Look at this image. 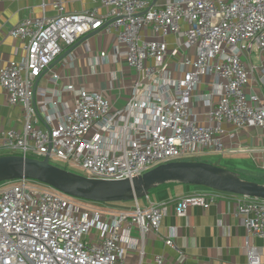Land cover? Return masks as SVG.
I'll return each mask as SVG.
<instances>
[{
	"label": "built area",
	"instance_id": "2783aa9c",
	"mask_svg": "<svg viewBox=\"0 0 264 264\" xmlns=\"http://www.w3.org/2000/svg\"><path fill=\"white\" fill-rule=\"evenodd\" d=\"M68 1L49 0L52 16L26 17L8 31L22 41L24 56L0 65V88L8 105H20L22 124L0 128V155H48L49 163L84 177L123 179L170 161L233 152L232 139L246 129L264 139V0H89L93 6L80 11H67ZM95 31L113 36V61L136 74L120 107L84 86L36 85L41 75L55 84L60 74L50 65ZM94 61L105 63L108 54L100 50ZM109 74L110 88L125 79L121 71ZM205 190L180 198L176 216L214 203L218 191ZM131 202L113 210L35 180L1 182L0 264H127L132 251L143 264L146 234L159 235L164 209ZM236 213L248 236L264 239L263 199L238 196ZM160 237L176 247L172 228ZM247 253L257 264L256 252Z\"/></svg>",
	"mask_w": 264,
	"mask_h": 264
},
{
	"label": "crops",
	"instance_id": "0c3cea01",
	"mask_svg": "<svg viewBox=\"0 0 264 264\" xmlns=\"http://www.w3.org/2000/svg\"><path fill=\"white\" fill-rule=\"evenodd\" d=\"M166 1L168 0H154L153 3L161 5ZM92 6L89 0H69L66 10L80 11ZM104 11V8H100V12ZM53 14L49 0H0V65L13 60L19 61L24 56L22 41L9 36V29L26 17H50ZM113 40L111 34L101 31L80 38L72 51L64 54L68 48L64 49L61 53L64 56L60 60L58 58L61 55L58 56L50 67V73L58 72L60 79L53 84L48 81L46 75H41L36 79V85L44 88L59 87L66 83L84 86L87 90L102 92L113 106L120 107L129 93L125 85L131 84L136 74L128 69L122 60L113 61ZM171 40L172 37L169 38V46H172ZM100 50L108 54V61L102 64L94 61ZM256 60L259 63V60ZM252 61L256 63L253 58ZM110 71H121L125 76V79L115 81L111 88ZM194 110L199 113L198 108ZM199 118L205 120V115L200 116L199 113ZM21 124L20 105H8L0 88V128H20ZM226 128L231 127L226 125ZM232 141L237 148L235 151L211 155L220 154L222 161L226 160V157L237 155L238 161H227L222 167L236 173L245 169V173L249 175L244 179L264 183V139L260 132L254 129L239 131ZM250 175L252 177L249 178ZM202 191L206 190L200 186L169 183L138 199L141 207L156 203L164 209L159 235L152 232L146 234L143 264H150L155 255L163 257V264H249V248L256 252L257 264H264V239L248 236L242 216L236 213V200L239 195L218 191L214 203L206 207L192 206L184 217L176 216L175 207L180 198ZM131 203L129 201L110 205V209L115 210ZM170 228L173 229L175 248L166 245L164 238L160 237H164ZM136 231L134 230L135 234ZM137 258L135 251L127 253V264H136Z\"/></svg>",
	"mask_w": 264,
	"mask_h": 264
},
{
	"label": "water",
	"instance_id": "95a60500",
	"mask_svg": "<svg viewBox=\"0 0 264 264\" xmlns=\"http://www.w3.org/2000/svg\"><path fill=\"white\" fill-rule=\"evenodd\" d=\"M93 34L95 32L83 38ZM74 45L64 54L72 51ZM19 179L35 180L68 197L101 204L138 200L146 197L151 190L169 183L206 187L264 200V183L243 179L234 171L205 161L176 160L159 164L130 178L93 179L49 163L48 155L43 159L16 154L0 155V183Z\"/></svg>",
	"mask_w": 264,
	"mask_h": 264
},
{
	"label": "rangeland",
	"instance_id": "374dc122",
	"mask_svg": "<svg viewBox=\"0 0 264 264\" xmlns=\"http://www.w3.org/2000/svg\"><path fill=\"white\" fill-rule=\"evenodd\" d=\"M252 57H253V60L257 63V60H256V58H255V56H254V54H252ZM208 154H210V156L208 155ZM208 154H206V155H203V156H200V157H196V158H198L199 159V161H205V162H209V163H211V164H216V165H219V166H225L226 165V163L225 162H227V161H238V157H237V155H234L233 157H231V158H229V157H226V160H224L223 159V161H222V157L220 156V154L219 155H211L212 153H208ZM225 168V167H224ZM245 169H243V170H238V174L244 179V178H248L247 176L249 175V174H247V173H245V171H244ZM232 171V170H231ZM248 171H249V169H248ZM250 177H252V175H250L249 176V178ZM254 177V176H253ZM264 182V181H263ZM197 187H199V186H197ZM202 189H208V188H206V187H201ZM74 200H76V198H73ZM77 201L79 202V203H81V204H84V201H82V200H78L77 199ZM91 203H93V202H91ZM88 205H90L91 207H97V204H88Z\"/></svg>",
	"mask_w": 264,
	"mask_h": 264
},
{
	"label": "trees",
	"instance_id": "16d2710c",
	"mask_svg": "<svg viewBox=\"0 0 264 264\" xmlns=\"http://www.w3.org/2000/svg\"><path fill=\"white\" fill-rule=\"evenodd\" d=\"M185 160H192V161H199L198 158L196 157H190V158H187ZM154 190V189H153ZM152 191V190H151ZM84 201V200H83ZM85 202H88V201H85ZM110 205H115V204H121V203H109Z\"/></svg>",
	"mask_w": 264,
	"mask_h": 264
}]
</instances>
